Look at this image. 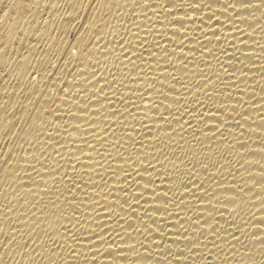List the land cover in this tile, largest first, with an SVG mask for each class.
Masks as SVG:
<instances>
[{
	"label": "bare ground",
	"instance_id": "bare-ground-1",
	"mask_svg": "<svg viewBox=\"0 0 264 264\" xmlns=\"http://www.w3.org/2000/svg\"><path fill=\"white\" fill-rule=\"evenodd\" d=\"M10 12L0 264H264V0Z\"/></svg>",
	"mask_w": 264,
	"mask_h": 264
},
{
	"label": "rangeland",
	"instance_id": "rangeland-1",
	"mask_svg": "<svg viewBox=\"0 0 264 264\" xmlns=\"http://www.w3.org/2000/svg\"><path fill=\"white\" fill-rule=\"evenodd\" d=\"M10 1H11V2L13 1V2H12V4H13L15 0H10ZM11 2H9V0H0V30H1V31H0V34H1L2 36H4V34H3L4 32H2V31H4L3 27L6 26V25L9 23V20H10V19H9V18H10L9 16H10V13H11V12H10V11H11V6H12V4H10ZM25 2H26V1H25ZM8 5H11V6L8 7ZM8 8H10V9H8ZM8 10H9V11H8ZM7 11H8V12H7ZM7 13H8L9 16H7ZM8 17H9V18H8ZM3 18H4V20H5V22H6L7 24L4 23ZM85 18H86V15H85V16L83 15V16H82V19H81V18H80L81 20L79 19V20L81 21V22L79 21V22H80L79 24L77 23L78 20L73 21L74 23H75V22H76V23L73 24L74 26H73V25H72V26L75 27V28H76V26H77V29L80 28V27L82 26L81 23L83 24V21H84L83 19H85ZM6 20H8V21H6ZM82 20H83V21H82ZM65 22H66V24H67V22H68V24H69V25L67 24L68 27H72V26H70V24H72V23H71L72 21H70V23H69V20H68V21H65ZM1 23H2L3 25H2ZM4 24H5V25H4ZM77 24H78V25H77ZM75 25H76V26H75ZM80 25H81V26H80ZM78 26H79V27H78ZM4 28H5V27H4ZM75 28H74V29H75ZM69 29H71V28H69ZM72 29H73V28H72ZM55 31H56V32H55L56 35H57V33H58L57 36H59V35L61 34L60 36L66 35V36L68 37V40H69V41L72 39V37H71L72 35H70V34H68V33L65 34L63 31H62L63 33H62L61 31H59V32H58L57 30H55ZM60 32H61V33H60ZM1 35H0V46H1V43H2L1 39L3 40V38H1V37H2ZM24 35H26V34H24ZM24 35H23V38H25ZM27 36H28V35H27ZM23 38H22V39H23ZM65 38H66V37H65ZM28 40H29V41H28ZM31 40H32V39H29V37H26V41H27V43H28V42L31 43V42L33 41V40H32V41H31ZM14 44H15V43H14ZM14 44H12L13 46L11 45V50H10L11 53H12V54L10 53V55H12V56L14 55L15 51H17V49H18V48H17V45H14ZM0 48H1V47H0ZM12 48H13L15 51H13ZM15 48H16V49H15ZM47 50H48V52H47V56H45L46 59L44 60L45 63L41 62V60L38 59V60L42 63V65H43V64H46V61H48V60H49V61H53L52 56H51V58H50V54H52V55L55 56V54H54L55 51H53L54 49H49V48H48ZM52 51H53V52H52ZM49 52H50V54H49ZM48 56H49V57H48ZM45 57H44V56H43V57H40V59L43 60V58H45ZM48 58H49V59H48ZM47 59H48V60H47ZM39 61H38V63H39L38 65H41ZM49 61H48V62H49ZM57 65H58V66H57ZM54 66H55V67L53 68V70H56V71H52V74H54L55 72H57L58 67H59V64H56V65L54 64ZM58 71H59V70H58ZM35 76H36V77H34V75H33V77H34V79H33L34 82H35L36 80L38 81V79H36L38 76H37V75H35ZM4 79H7V81H6L5 83L8 82V84H12V85H14V83H15V82H14V83L12 82V81H14V80H13L12 78H10V77L4 78ZM10 80H11V81H10ZM9 82H10V83H9ZM1 85H2V84H1ZM47 86H48V85H47ZM47 86H46V87H47ZM46 87H45V88H46ZM48 88H49V86L47 87V90H48ZM45 90H46V89H45ZM48 92H50V94H51L50 97H51V98H54L53 96L56 94V92H54V90L50 91V88H49V91H48ZM51 92H52V93H51ZM54 93H55V94H54ZM52 94H54V95H52ZM22 96H24V94H22ZM22 96H21L22 99L20 98L19 103H22V102H24V100H26L25 97H22ZM34 96H35V95H34ZM55 96H56V95H55ZM39 100H40V98H39ZM39 100H38V101H39ZM35 102H36V103H35ZM35 102H34V103H35L36 105L39 104V102L37 103V99H36ZM28 118H30V117H28ZM25 121H27V120H25ZM25 121H22V123H23V122L25 123ZM22 123L20 122L21 126H20V124H18V126L16 127L17 130L19 129V130L17 131L19 134H20V132H21L20 129L24 128L23 126L26 125V123H25V124H24V123L22 124ZM19 126H20L21 128H20ZM18 127H19V128H18ZM16 129H15V130H16ZM14 132H15V133H14ZM14 132H11V133H13L12 136H16V137H12V136L10 135L11 133H9V132L4 133V134H2V135L0 136V155L3 157V158L1 157L2 159H4V157L6 156V154H7V156H6L7 158L13 157V155L15 156V154H16V150H15V149L18 148L19 134L16 133V131H14ZM6 134H7V135H6ZM3 135H6V137L3 136ZM7 136H8V138H7ZM11 137H12V138H11ZM3 138H4V139H3ZM10 138L12 139L11 142L9 141ZM13 138H14L15 140H14ZM16 140H17V141H16ZM15 144H16V145H15ZM10 146H11V147H10ZM14 151H15V152H14ZM5 152H6V153H5ZM2 154H3V155H2ZM4 154H5V155H4ZM6 157H5V159H7Z\"/></svg>",
	"mask_w": 264,
	"mask_h": 264
}]
</instances>
